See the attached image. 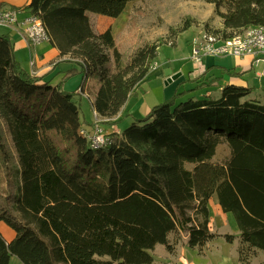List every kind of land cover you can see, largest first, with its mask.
<instances>
[{
	"label": "trees",
	"instance_id": "obj_1",
	"mask_svg": "<svg viewBox=\"0 0 264 264\" xmlns=\"http://www.w3.org/2000/svg\"><path fill=\"white\" fill-rule=\"evenodd\" d=\"M135 1L30 0L22 8L40 19L59 56L79 67L56 85L23 69L12 37L0 34V222L14 232L9 242L0 234V264L11 257L22 264H153L157 245L171 252L182 236L200 252L218 237L209 227L212 197L235 222L239 262L264 253V97L255 88L227 82L217 96L178 102L221 81L205 78L208 69L188 81L193 89L111 133L106 146L91 149L80 135L88 125L80 120L82 94L62 83L76 74L94 78L91 108L113 119L164 44L136 38L141 8L127 22L131 53L110 30L93 31L87 13L115 19ZM203 1L222 25L205 23L204 31L228 38L264 26V0ZM230 71L228 77L240 76ZM220 145L228 156L215 162Z\"/></svg>",
	"mask_w": 264,
	"mask_h": 264
},
{
	"label": "rangeland",
	"instance_id": "obj_2",
	"mask_svg": "<svg viewBox=\"0 0 264 264\" xmlns=\"http://www.w3.org/2000/svg\"><path fill=\"white\" fill-rule=\"evenodd\" d=\"M137 8H141L143 10L144 17L138 22V29L135 33L136 38L149 43L162 40L164 44L158 48L157 57L150 70L154 71L155 68V72H152L151 75L149 74V76L141 82L121 113L113 119L101 120L100 124L106 134H109L106 131V127H111L110 130L117 127L118 130L112 133L119 134L124 128L131 125L133 121L145 117L148 109H151L155 105L168 100L166 99V93L163 90L166 87V81L158 76L160 69H162L166 75L178 69L184 72L190 71V73L194 75L198 73L199 71L197 70V67L189 59L191 41L204 31L205 23L208 24L209 29L220 30L222 28L221 20L215 14L214 7L205 3L203 0H139L128 3L120 16L115 19L103 17L93 13H87V16L89 17L91 27L95 33L100 34L106 30H110L114 38L117 39L121 48L125 52L131 53L133 45L126 37V29L130 13ZM188 20H193V25L190 26L189 29L182 31L185 22ZM2 32L4 31L0 28V33ZM22 55L24 56V52ZM24 57L26 58V54ZM213 59L214 58H212V60ZM69 63L73 65V67L79 68L74 60H70ZM23 65L28 67L26 64ZM157 67L160 69L156 72ZM263 69L264 65L262 63L255 68L258 72ZM65 83H67V87L69 89L73 90H75L78 84L83 86L84 93L82 94V91L80 93L82 94V99L80 101V120L82 123L84 122L88 124L85 128L88 130L91 129V124L94 121L91 100L94 98L98 87L97 81L92 77L82 78L81 75V77L73 76ZM172 83L168 84L167 87H169ZM186 89L187 86L182 87V90L186 91ZM208 92H211V94H213L212 96L218 95V89L206 91V93ZM189 95L190 93L183 95V97L177 101H184L187 97H189ZM201 96H203V94L199 97ZM116 120L119 121L114 124L113 122ZM227 156V147L225 145H220L216 150L213 160L215 162H220ZM213 202H217L215 197ZM209 216H211L213 221L212 226L214 230L217 231L218 229V232L223 235H238V230L231 214H225V216L220 213L215 214L213 205L211 204L209 206ZM223 235H218L216 239L208 242L200 252L197 249H192L195 251H190L191 249L189 248L190 253L187 256V259L189 261L193 259L195 264H229V262L225 259L228 258V260L231 261V259L238 256L239 241L238 239H235L238 241V245L237 241L227 243L222 238ZM171 237L173 239V236ZM253 254L254 255L252 256L249 264H264L263 252ZM12 264L22 263L18 259L13 258ZM239 264L242 263L239 262Z\"/></svg>",
	"mask_w": 264,
	"mask_h": 264
},
{
	"label": "crops",
	"instance_id": "obj_3",
	"mask_svg": "<svg viewBox=\"0 0 264 264\" xmlns=\"http://www.w3.org/2000/svg\"><path fill=\"white\" fill-rule=\"evenodd\" d=\"M29 1L30 0H0V9L1 10L12 9V10H17V11L22 10V8H24L29 3ZM20 12H21V15L19 16V18L23 17L24 15L28 13L27 10L26 11L22 10ZM3 31L4 32L0 33L1 35L8 33L12 37L13 43H14V56H15V59L20 63L22 68L26 69L28 72H31V74L32 72H34L33 74L35 76L44 77V80L50 81L52 85H56L60 83V81L62 80L64 75L67 73V71L75 68L73 67V65L69 63L70 61L69 57L67 56L60 57L59 52L55 48H53L49 44V42L42 43L41 45L37 46L35 49L31 50L27 46L26 42L20 37V35H18L15 32L9 31L8 29H3ZM23 52H24V56L26 54V58L22 55ZM31 58L33 59V62H34L33 68L29 66V60ZM23 64H26V66L28 65V67H25ZM203 65H204L203 68H201L200 70L197 69L199 72L196 73L195 75L190 73V71L184 72V71H181L180 69L172 73H168L166 75L162 71V69L157 67L156 72L160 69L158 76L163 78L166 81L165 82L166 87L168 86V84L174 82L169 87L167 88L165 87L163 89L164 92L166 93L165 95L166 99H169L176 92H180V91L184 92V90H182V87L187 86L186 91L193 89L196 86V83H191L188 81L196 78L197 76H199V74H202L204 71L208 69L209 71L207 72L205 78L219 77L221 78V81L217 83L211 89H204V90L201 89L199 91L192 92L190 93L189 97L191 96L198 97L202 94H205L206 91L215 90V89H218V93H219L220 88L224 86L227 82H232L238 85H247L249 87H253L256 89L255 94H258L264 97L263 70L260 72L256 71L255 68L258 65L254 66L251 58L238 59V58H232V57H224V58H216L213 60L212 58H207L203 61ZM75 69L79 70V68L77 67ZM227 70H232L230 71L231 72L230 74L239 73L240 76H234L230 78L228 77L229 76L228 73H226ZM152 72H155V68H154V71H150L148 73L146 78L149 76V74L151 75ZM76 76L81 77V74L74 75V77ZM68 80L69 79H67L66 81ZM67 83L65 84L64 82L62 83V88L66 92L77 91L80 86L78 84L75 90H73L67 87ZM206 95H213V94H211V92H208L206 93ZM149 110L150 109H148V111ZM110 128L111 127H106V131L109 134L118 130L117 127H114L112 130H110ZM213 201H214V197H212L209 200L208 208L212 204L215 214L220 213L221 215L225 216V214L222 213L218 203L217 202L215 203ZM212 223L213 221L211 219V216H209L210 231L218 235H223L222 233L218 232V229L217 231L213 229ZM0 234L2 235V237L4 238L6 242L11 241L14 237V232L2 222H0ZM233 236L235 237V239H237L238 235H233ZM181 241L182 242L177 244L171 252H168L164 246L157 245L154 248V250L151 252V255L153 256V259H154L153 264H195L193 262V259L191 261L187 259V256L190 253L189 252L190 249L186 246L187 238L185 236H182ZM234 241H237V240H234ZM237 245H238V241H237ZM190 251H195V250L191 249ZM13 258L15 257L10 258L9 264H12ZM225 260H227L229 264H239L238 256H236V258L231 259V261H229L228 258Z\"/></svg>",
	"mask_w": 264,
	"mask_h": 264
},
{
	"label": "built area",
	"instance_id": "obj_4",
	"mask_svg": "<svg viewBox=\"0 0 264 264\" xmlns=\"http://www.w3.org/2000/svg\"><path fill=\"white\" fill-rule=\"evenodd\" d=\"M20 15V10L0 9V28L20 35L30 49L49 42L48 34L38 17L27 13L19 18ZM224 57L251 58L254 66L259 63L264 65V26L250 27L228 38L210 30L202 31L190 43L189 59L198 70L203 68L205 59ZM29 66H34L32 58L29 60ZM77 92L81 93V89L78 88ZM92 112L94 121L91 129L82 128L79 133L87 140L91 149H99L109 144L110 135L103 130L100 124L102 119L96 112Z\"/></svg>",
	"mask_w": 264,
	"mask_h": 264
},
{
	"label": "water",
	"instance_id": "obj_5",
	"mask_svg": "<svg viewBox=\"0 0 264 264\" xmlns=\"http://www.w3.org/2000/svg\"><path fill=\"white\" fill-rule=\"evenodd\" d=\"M30 74H31V72H29ZM32 75H34V74H32ZM199 75H201V74H199Z\"/></svg>",
	"mask_w": 264,
	"mask_h": 264
}]
</instances>
